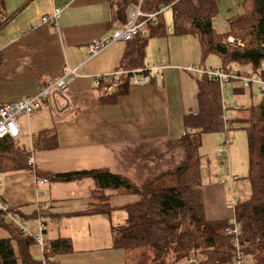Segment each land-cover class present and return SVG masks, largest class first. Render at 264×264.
I'll return each mask as SVG.
<instances>
[{"label":"crops","instance_id":"crops-1","mask_svg":"<svg viewBox=\"0 0 264 264\" xmlns=\"http://www.w3.org/2000/svg\"><path fill=\"white\" fill-rule=\"evenodd\" d=\"M5 8L8 16L22 9L0 32V108L35 96L40 87L63 77L69 69H77L79 75L67 93L80 104L78 108L67 107L57 98L30 120L24 118L29 125L28 139L21 137L18 146L31 151L33 168L51 174L108 169L146 189L158 176L185 165L184 150H170L168 146L185 135L186 115L198 112L197 81L181 70L191 62L177 64L178 58L170 55L169 48L160 49L157 59L147 58L153 53L151 40L145 66L166 60L168 68L161 76L153 75L152 85L130 88L127 95L102 104L101 97L112 94L115 87L105 85L99 92L92 86V77L118 69L126 43L117 42L93 59H88L87 46L125 26L126 23L113 21L111 0H5ZM55 8L62 10L56 28L43 23V18ZM235 71L247 73L245 66ZM21 127L23 136L26 132ZM46 129L56 130L58 145L53 150L38 151L33 146V135ZM226 136L231 139L229 133ZM3 177V198L11 208L20 209L23 218L31 220L29 216L37 212L42 202L52 207L43 213L48 242L64 238L73 245L70 254L51 258L53 264H137L124 251L113 248V230L126 223L125 217L115 222L111 214H76L78 206L85 209L94 202L92 188L83 189L85 182L37 184L31 172L8 173ZM77 182L80 184L76 185ZM64 185L72 189L70 200L74 208L61 201L64 198L59 200L60 204L52 198L54 188L59 194ZM227 188L212 180L203 183L207 220H232ZM111 193L109 204L114 210L139 200L137 196ZM58 208L70 210L58 212ZM7 238L9 234L0 229V239ZM30 252L42 261L39 246H32Z\"/></svg>","mask_w":264,"mask_h":264},{"label":"trees","instance_id":"trees-1","mask_svg":"<svg viewBox=\"0 0 264 264\" xmlns=\"http://www.w3.org/2000/svg\"><path fill=\"white\" fill-rule=\"evenodd\" d=\"M140 4L143 13H152L163 6L170 7L174 28L170 35L198 39L202 57L200 67L205 68L208 58L216 55L221 60V69L235 71L237 66L251 65L254 72L260 70L264 62V0H244L243 14L231 22L230 30L224 33H218L213 25L219 13L216 0H111L113 21L125 24L127 9ZM21 9L8 16L5 0H0V32ZM231 36L242 39L244 46L226 45L224 41ZM167 37L170 36L166 33L165 16L160 15L156 25H149L147 35H138L126 43L118 68L145 67L149 42ZM260 76L264 79V72ZM196 81L198 112L186 115L185 135L168 146L170 150L183 149L186 163L175 171L158 176L146 189H140L131 180L108 169L39 173L28 165L31 151L23 145H15L10 138L0 141V174L30 171L38 179L60 183L91 178L95 184L91 193L94 202L84 212L86 215L110 214L114 210L109 204L111 192L120 196H137V202L123 207L128 215L126 223L113 230V248L124 251L137 264H178L192 254L207 257L200 264H231L236 255L232 240L227 235L231 221H209L206 218L200 151L203 135L223 133L227 128L244 129L249 150L247 179L252 195L245 201L237 202L235 217L242 227L241 240L250 243L245 254L250 255L253 264H264V89L260 91L262 100L259 104L238 110L237 116L224 122L221 120L224 109L219 85L206 77ZM252 88L253 85L248 89ZM129 89V84L123 83L115 87L112 94L101 97L100 101L102 104L113 102L119 96L127 95ZM239 90L246 91L243 87ZM244 111L247 116L243 115ZM32 141L38 151L53 150L58 145L56 130L41 131L33 135ZM36 217L38 212L29 216L32 219ZM0 229L9 234V238L0 239V264H43L44 260L53 264L51 258L73 251L69 239L57 238L49 242L47 239V253H43L42 261H39L30 252L37 242L8 223L2 211Z\"/></svg>","mask_w":264,"mask_h":264},{"label":"built area","instance_id":"built-area-1","mask_svg":"<svg viewBox=\"0 0 264 264\" xmlns=\"http://www.w3.org/2000/svg\"><path fill=\"white\" fill-rule=\"evenodd\" d=\"M169 6H163L159 10H155L152 13H143L141 10V4L137 7H130L126 11V24L122 28L116 29L112 35H108L99 39L93 40L87 46V56L93 59L100 55L103 51L108 49L111 45L122 42L129 43L134 40L138 35L145 36L148 33V27L152 23L157 24V19L160 15H166ZM62 10L55 8L50 16L43 18V23L52 25L55 28L58 27L57 21L60 18ZM172 27L166 24V33H170ZM226 45L243 47L244 44L241 39H236L233 36L229 37L225 41ZM168 68L167 61L163 60L159 65H146L137 69H121L118 68L111 73L97 75L92 77V84L95 88H101L105 85L117 87L123 83H128L130 88L146 87L153 84V75L161 76L162 73ZM182 71L189 74L195 79L206 77L207 79L216 82L221 90L222 105L224 112L221 120L226 122L227 113L226 110H239L234 109V102L230 100L229 93L234 83H241L244 89H248L252 85H256L262 92L264 89V79L261 78L257 81H253L248 75L237 72L227 71L225 69L203 68L196 65H187L181 68ZM79 78L77 69H69L65 75L58 80L46 84L40 87L38 93L26 98L19 102L9 103L0 108V141L10 138L14 141L15 145L20 144V138L22 135V127L20 120L27 118L31 119L33 115L42 110L48 102H52L57 98H61L67 105V107L78 108L79 103L74 102L68 95L69 87L76 79ZM229 128H227L228 131ZM221 147L223 153L220 154L221 162L226 167L230 164V147L234 144V140L227 136H221ZM29 166H34V158L30 157L28 160ZM225 172L230 173V169L226 168ZM37 184H47V179H38L36 177ZM234 178L229 176V180H223L221 183L227 186V192L230 195L229 206L233 213L231 220V227L227 231V235L231 238L232 247L235 249V257L231 264H249L251 261L250 255L245 254V249L250 246L247 241L241 240L242 227L235 217V206L237 199L234 197L232 184ZM4 177L0 174V211L5 214L6 220L11 225L15 226L18 231L30 238H33L37 245L41 248L42 253H47V229L44 223L43 213L48 212L51 207L49 204H38L37 212L38 217L35 219H25L22 217V213L18 208L10 207L3 198ZM28 221L29 227L27 226ZM44 260V259H43ZM189 264H200L202 261H206L207 257L199 254H192L188 257ZM43 264H51L49 261L44 260Z\"/></svg>","mask_w":264,"mask_h":264},{"label":"rangeland","instance_id":"rangeland-1","mask_svg":"<svg viewBox=\"0 0 264 264\" xmlns=\"http://www.w3.org/2000/svg\"><path fill=\"white\" fill-rule=\"evenodd\" d=\"M216 2L218 5L219 13L217 17L214 19L213 25L218 33H224L230 30V26H229L230 23L235 21L240 15L243 14L244 9L242 5L244 0H216ZM165 21L166 24L171 26L173 30L174 28H173L172 12L170 9L165 15ZM172 32L167 33L169 34L170 37L152 40L153 42L151 43V50L153 51V53L149 54L147 58L150 59L151 56H154V58L157 59L159 58L157 53L158 51H160V49L165 50V48L166 49L169 48L170 55L178 58L177 64H187V62H191L192 64L190 65L194 64L196 66H199L200 62L202 61V57H201V45L198 39L193 36L170 35L172 34ZM88 59L90 58L88 57ZM205 64L208 69H210L212 66L221 67L222 65L220 58L216 55L210 56ZM244 66H245V71L247 72L245 74L248 75L250 79H252L253 81H257L261 79L260 74L261 72H264V62H262L260 70L257 72H254L251 65H244ZM238 67H243V66H237L234 68V70H236ZM241 88H242L241 83L236 82L233 84L232 89L230 90L229 98L234 102L233 104L234 109L236 108L239 110L247 109L261 102L262 95L256 85H253V88L251 90L246 89V91H241L239 90ZM96 90L101 92L99 88ZM225 112L227 113L226 119L228 120L229 118L231 119L237 116L238 113L237 110H226ZM242 113L245 116L248 115L246 111ZM26 121L27 119L20 120V123L26 132L23 134V136H21L22 139L25 141H27L28 139L27 129L29 126V125L27 126ZM228 133L231 139L234 140V144L230 147V153H229L230 170L232 172L231 174L232 176H234V178H236L235 182L232 184V189H233L234 197L237 199V202H241L249 199L252 195L251 185L249 180L247 179L249 174V150H248V137L244 129H234V130L232 129L225 131L223 133H212V134L203 135L202 137L203 144L200 151V154L203 159V170H202L203 180L204 183L206 184L210 180H212L213 183H221L223 179L229 180L230 173L224 171L226 165H224L223 162H221V159L219 157L220 154L223 153L220 136H226ZM23 172L30 174V171H23ZM82 181L86 183V184L82 183L84 184L83 189L86 190L92 188L91 191L94 190L95 184L91 178L83 179L80 182ZM80 182H77L76 185H79ZM48 183L68 184V183H60V182H48ZM64 186L65 187L61 189L59 194L55 193V188H54L52 198L57 201H59L61 198H64L61 199V201L63 200L65 204L67 203H69V205L72 204L71 206L74 208V203L72 200H70L72 189L70 188V186L67 185ZM76 188L77 186H73V189ZM61 201H59V204ZM80 206L77 207L80 208L79 210L75 209L76 214H84L87 208L86 207L84 209L82 205ZM69 210L70 209H66V211ZM66 211H62L61 208H58V212H66ZM110 214H111V218L115 222L118 221L119 219L122 220L123 217H125V220L128 218L127 212L123 209L114 210ZM110 214H103V215H110ZM95 216H102V215H95ZM25 222L29 227L28 224L29 222L28 221ZM179 264H189V262L188 260H184Z\"/></svg>","mask_w":264,"mask_h":264}]
</instances>
